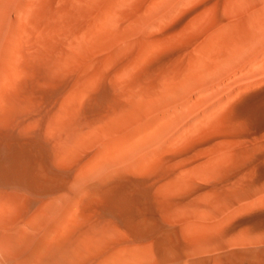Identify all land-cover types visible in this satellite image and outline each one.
I'll return each instance as SVG.
<instances>
[{
    "label": "bare ground",
    "instance_id": "6f19581e",
    "mask_svg": "<svg viewBox=\"0 0 264 264\" xmlns=\"http://www.w3.org/2000/svg\"><path fill=\"white\" fill-rule=\"evenodd\" d=\"M0 264H264V0H0Z\"/></svg>",
    "mask_w": 264,
    "mask_h": 264
}]
</instances>
